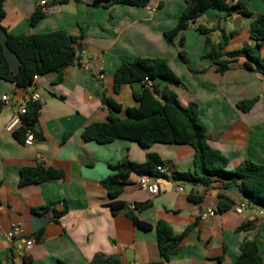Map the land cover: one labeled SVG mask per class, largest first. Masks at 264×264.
I'll return each mask as SVG.
<instances>
[{"label": "crops", "instance_id": "1", "mask_svg": "<svg viewBox=\"0 0 264 264\" xmlns=\"http://www.w3.org/2000/svg\"><path fill=\"white\" fill-rule=\"evenodd\" d=\"M41 0H6V17L0 29V42L6 32L20 36L66 31L77 38V61L60 71L40 75L28 88L0 79V264H91L97 254L115 256L122 264H237L242 245L256 240L264 264L263 208L251 205L241 195L237 184L215 177L209 187L177 181L174 172L194 168L195 150L187 144H155L142 148L138 143L118 139L109 144L87 142L84 129L106 122L110 110L104 95L123 107L116 114L125 119L127 108L136 107L134 92L143 84L124 85L114 93V76L123 62L136 58L166 59L181 85H170L183 106L196 103L207 128L210 146L229 159L228 170L243 161L264 164V75L248 69L245 59L220 74L206 58V39L197 37L195 26L186 30L171 46L164 33L176 27L187 0H151L146 7L112 5L95 0L60 6L57 14L46 15L36 26L30 24ZM51 1V0H49ZM237 0H234L236 2ZM264 14V0H247L243 13L231 16L224 10H209L198 25L220 26L232 37L225 52L244 45H254L250 27ZM6 30V32L4 31ZM200 34V33H199ZM201 35V34H200ZM220 42V31L212 34ZM185 38L191 69L178 57V41ZM205 40V41H204ZM264 57V43L261 48ZM14 74L20 62L6 49ZM34 93L43 103L38 117L35 140L25 144L6 126L21 106L27 107ZM9 97V103L3 101ZM256 99L247 112L238 108L244 100ZM33 103V102H32ZM69 135L63 141L65 135ZM148 154L163 162L164 177L154 178L160 187L156 196L139 186V176L132 174L130 183L117 199L128 206L149 204L132 213L153 226L139 229L125 211L114 214L112 202L102 182L113 176L110 166L124 160L144 163ZM44 167L64 173V178L21 186V171ZM182 187L183 192L178 189ZM199 199L198 201L192 198ZM229 203L222 211L220 203ZM244 202L247 209L236 213ZM213 209L215 216L202 219ZM62 214V215H58ZM168 224L176 235H184L179 250L168 259L162 257L155 226ZM15 225L24 233L7 237ZM35 243L27 247L28 240Z\"/></svg>", "mask_w": 264, "mask_h": 264}, {"label": "trees", "instance_id": "2", "mask_svg": "<svg viewBox=\"0 0 264 264\" xmlns=\"http://www.w3.org/2000/svg\"><path fill=\"white\" fill-rule=\"evenodd\" d=\"M6 0H0V29L6 17ZM80 4L82 0H51L52 5L63 6L69 3ZM101 2H108L107 6L121 5L131 7H146L151 0H95L93 5L99 6ZM247 0H187L185 10L175 28L164 33L166 40L173 43L191 26L206 36L208 53L206 58L217 66L220 74L229 71L232 65L240 59H245L248 69L255 68L264 75V57L261 48L264 43V14L256 18L250 27L251 38L254 45H244L242 48L225 52L232 33H228L219 25L209 28L198 25V19L209 10H224L231 16L234 13H243L246 10ZM46 15L39 9L31 16L30 24L36 26ZM6 32V30L4 29ZM220 31L219 43L213 42L211 35ZM77 38L70 36L66 31H55L42 35L24 34L11 35L6 32L5 43L0 42V79L13 83L19 88H28L34 84L35 77L49 72L60 71L66 66L77 61L75 44ZM180 57L182 62L191 69L190 59L185 46V38H180ZM6 49L14 53L20 62L19 71L14 74L6 57ZM149 79V83L145 79ZM170 85H181L182 81L174 73L166 59L136 58L132 62H123L114 76V93L120 94L124 85L143 84L142 92H134L137 102L136 107L127 108V117L120 118L116 112L123 109L122 105L112 97L103 96V103L109 108L110 114L106 122L94 123L87 126L83 139L87 142L109 144L118 139L138 143L142 148H149L155 144H187L195 150L194 168L188 172H174L177 181L190 182L195 185L209 187L215 177H222L237 184L241 195L249 204L264 208V164H256L251 160L243 161L234 170H228L229 159L220 151L213 149L209 143L207 128L200 116L199 106L191 103L183 106L175 90L166 86L161 88V82ZM256 99L244 100L238 108L244 112L249 111L256 103ZM42 104L29 102L27 114L23 118V126L14 132L20 140L22 134L36 130L38 117ZM70 134L65 135L63 141ZM163 167V162L157 155L148 154L144 163H135L129 160L110 168L115 174L102 182L108 191L112 202L108 207L114 214L125 211L131 217L136 227L150 231L153 226L140 221L128 206L117 199L122 194L124 187L130 183L132 174L139 177L147 175L152 178L164 177L165 174L158 170ZM64 178V173L54 169L36 167L26 168L21 171L20 185L38 184ZM198 201L197 198H192ZM149 207V204H137V210ZM219 208L224 211L230 208L229 203H220ZM62 215V214H58ZM155 229L159 236V249L163 258L168 259L180 248L184 235H176L173 229L164 222H159ZM218 259L217 264H221ZM237 264H263L256 240L247 241L241 247ZM91 264H122L115 256L97 254Z\"/></svg>", "mask_w": 264, "mask_h": 264}, {"label": "built area", "instance_id": "3", "mask_svg": "<svg viewBox=\"0 0 264 264\" xmlns=\"http://www.w3.org/2000/svg\"><path fill=\"white\" fill-rule=\"evenodd\" d=\"M38 9L45 15H50V14H57L60 11V6L58 5H52L50 3L49 0H41L38 4ZM38 76L35 77V80ZM145 81L147 83H149V86H151V82L149 81V79H145ZM3 101H5L7 104L9 103V97L8 96H3ZM31 102L34 103H43V100L40 96V94L38 93H34L31 96L30 99ZM27 114V107L25 105L21 106L19 112H17L12 120L9 122V124L6 126V129L8 131H15L18 127H22L23 126V118L24 116ZM26 141L25 144H31L34 140H35V132L32 130H28L26 133ZM158 170H160L161 172H164L165 169L162 166L158 167ZM139 186L142 190L148 192L150 195L152 196H156L159 194L160 192V187L158 185V183L156 182V180L150 176L144 175L141 176L139 178ZM179 192H183L184 189L182 187H180L178 189ZM129 209L131 211H136V204H131L129 206ZM247 209V204L244 202H241L237 208H236V213L238 214H242L243 212H245ZM215 211L213 209L208 210V212L204 213L202 215V219L205 220L207 218H212L215 216ZM262 214H264V208H263V212ZM24 233V229L22 225H15L12 230L8 233L7 237L10 239H13L14 237L18 236V235H22ZM35 243L34 239L28 240L27 242V247L30 248L31 246H33V244Z\"/></svg>", "mask_w": 264, "mask_h": 264}, {"label": "rangeland", "instance_id": "4", "mask_svg": "<svg viewBox=\"0 0 264 264\" xmlns=\"http://www.w3.org/2000/svg\"><path fill=\"white\" fill-rule=\"evenodd\" d=\"M220 34H221V33H220ZM195 36H196V37L194 38V42H195V47L197 48L198 40H197L196 38L199 37V38H202V39H203V38L206 39V36H205V35H202V34L200 35L199 33H196ZM211 36H212L214 39L217 38V35H214V36L211 35ZM212 37H211V38H212ZM176 40H177V39H176ZM204 41H205V40H204ZM179 42H180V39H179L178 44H177V45H178V48H180ZM171 46H175V44L172 43ZM180 50H181V49H180ZM180 50H179V51H180ZM178 57H179L180 60H181L180 54H178ZM184 65H185V64H184Z\"/></svg>", "mask_w": 264, "mask_h": 264}]
</instances>
